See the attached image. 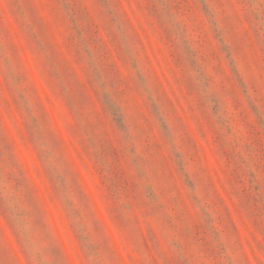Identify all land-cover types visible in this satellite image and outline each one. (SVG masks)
Wrapping results in <instances>:
<instances>
[{
  "label": "rangeland",
  "instance_id": "obj_1",
  "mask_svg": "<svg viewBox=\"0 0 264 264\" xmlns=\"http://www.w3.org/2000/svg\"><path fill=\"white\" fill-rule=\"evenodd\" d=\"M0 264H264V0H0Z\"/></svg>",
  "mask_w": 264,
  "mask_h": 264
}]
</instances>
